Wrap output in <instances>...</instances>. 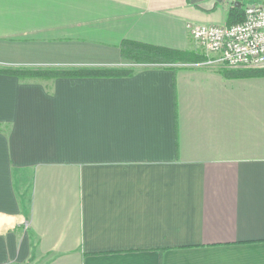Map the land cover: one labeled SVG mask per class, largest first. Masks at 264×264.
<instances>
[{"label": "crops", "instance_id": "crops-1", "mask_svg": "<svg viewBox=\"0 0 264 264\" xmlns=\"http://www.w3.org/2000/svg\"><path fill=\"white\" fill-rule=\"evenodd\" d=\"M245 1L0 0V264H264V75L186 28ZM125 39L201 60L11 72L126 66Z\"/></svg>", "mask_w": 264, "mask_h": 264}, {"label": "built area", "instance_id": "built-area-1", "mask_svg": "<svg viewBox=\"0 0 264 264\" xmlns=\"http://www.w3.org/2000/svg\"><path fill=\"white\" fill-rule=\"evenodd\" d=\"M243 18L232 24L187 23L191 39L226 69L264 68V2L243 5Z\"/></svg>", "mask_w": 264, "mask_h": 264}, {"label": "trees", "instance_id": "trees-1", "mask_svg": "<svg viewBox=\"0 0 264 264\" xmlns=\"http://www.w3.org/2000/svg\"><path fill=\"white\" fill-rule=\"evenodd\" d=\"M242 4V3H241ZM239 8L231 6L229 12L230 21L228 24L234 23L233 19L239 22L243 18L242 5ZM120 55L123 59L133 62L130 68L125 67H111L104 69H38V68H15L11 72L19 77L22 81H36L39 78L53 79L57 77H81V76H128L141 68H171L176 64L182 65L187 63H197L201 60H189V54L186 51H180L170 48H165L157 45L142 43L133 40H122L120 43ZM227 74L232 71L237 75L254 76L264 75V68L252 69H223ZM231 70V71H230ZM43 80V79H41Z\"/></svg>", "mask_w": 264, "mask_h": 264}, {"label": "rangeland", "instance_id": "rangeland-1", "mask_svg": "<svg viewBox=\"0 0 264 264\" xmlns=\"http://www.w3.org/2000/svg\"><path fill=\"white\" fill-rule=\"evenodd\" d=\"M247 3V1H245V3L244 4H246ZM243 4V5H244ZM200 47V46H199ZM125 60H127V59H125ZM128 62H127V65L126 66H118V67H125V68H130L131 67V65L133 64V62L132 61H130V60H127ZM129 63V64H128ZM184 64V63H183ZM182 64V65H183ZM38 69H40V68H38ZM41 69H49V68H41ZM51 69H54V68H51ZM41 79H43L44 81H48V80H51V79H48V78H39V79H37V80H41Z\"/></svg>", "mask_w": 264, "mask_h": 264}, {"label": "water", "instance_id": "water-1", "mask_svg": "<svg viewBox=\"0 0 264 264\" xmlns=\"http://www.w3.org/2000/svg\"><path fill=\"white\" fill-rule=\"evenodd\" d=\"M234 5L238 6V5H239V3H238V2H235V4H234Z\"/></svg>", "mask_w": 264, "mask_h": 264}]
</instances>
